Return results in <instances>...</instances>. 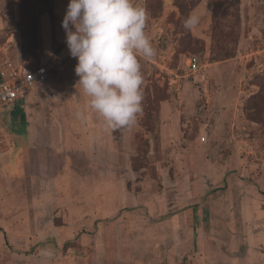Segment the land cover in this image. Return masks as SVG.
<instances>
[{
    "label": "rangeland",
    "instance_id": "1",
    "mask_svg": "<svg viewBox=\"0 0 264 264\" xmlns=\"http://www.w3.org/2000/svg\"><path fill=\"white\" fill-rule=\"evenodd\" d=\"M139 2L156 55L113 130L77 84L69 0H0V57L50 70L0 114V264H264V0Z\"/></svg>",
    "mask_w": 264,
    "mask_h": 264
},
{
    "label": "clouds",
    "instance_id": "2",
    "mask_svg": "<svg viewBox=\"0 0 264 264\" xmlns=\"http://www.w3.org/2000/svg\"><path fill=\"white\" fill-rule=\"evenodd\" d=\"M148 19L139 0H69L61 21L88 109L113 130L136 126L143 113L139 58L156 55L145 31ZM199 23L200 16L193 12L183 26L191 31Z\"/></svg>",
    "mask_w": 264,
    "mask_h": 264
},
{
    "label": "built area",
    "instance_id": "3",
    "mask_svg": "<svg viewBox=\"0 0 264 264\" xmlns=\"http://www.w3.org/2000/svg\"><path fill=\"white\" fill-rule=\"evenodd\" d=\"M199 62L196 55H191L187 62L189 71L193 73L200 71ZM49 74L50 70L44 63H38L32 67L8 55L0 57V114L7 106L24 100L33 93L35 88L46 83ZM202 140H205V136ZM9 149V140L0 117V156Z\"/></svg>",
    "mask_w": 264,
    "mask_h": 264
},
{
    "label": "trees",
    "instance_id": "4",
    "mask_svg": "<svg viewBox=\"0 0 264 264\" xmlns=\"http://www.w3.org/2000/svg\"><path fill=\"white\" fill-rule=\"evenodd\" d=\"M34 66H36V65H34ZM32 67H33V66H32ZM12 106H15V105H12ZM7 107H9V106H7ZM7 107H6V108H7ZM6 108H5V109H6ZM5 109H4V110H5ZM4 110H3V111H4ZM3 111H2V112H3ZM2 123H3V120H2ZM3 126H4V129H5V132H6L7 138H8V140H9V144H12V139H10L11 134L9 133V130H7V128L5 127L4 123H3ZM11 129H12V128H11ZM11 129H10V130H11Z\"/></svg>",
    "mask_w": 264,
    "mask_h": 264
}]
</instances>
